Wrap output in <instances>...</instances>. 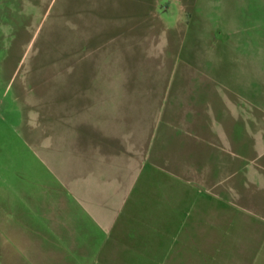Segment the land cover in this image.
Wrapping results in <instances>:
<instances>
[{
    "label": "rangeland",
    "instance_id": "374dc122",
    "mask_svg": "<svg viewBox=\"0 0 264 264\" xmlns=\"http://www.w3.org/2000/svg\"><path fill=\"white\" fill-rule=\"evenodd\" d=\"M0 264H264V0H0Z\"/></svg>",
    "mask_w": 264,
    "mask_h": 264
},
{
    "label": "crops",
    "instance_id": "0c3cea01",
    "mask_svg": "<svg viewBox=\"0 0 264 264\" xmlns=\"http://www.w3.org/2000/svg\"><path fill=\"white\" fill-rule=\"evenodd\" d=\"M99 128L101 129V131H100L101 135H100V137H98L99 142L97 143V145L100 147H104L107 145L109 147L110 136L113 137V135L111 133L112 130H110V132H109V136H108L109 140L107 139V136H106V142H105V141H103L104 140V133L106 132L107 129L104 127L103 123ZM121 128H122V126H121ZM118 129H120V126H118L116 132H118ZM133 129H134V131H133V135H132L131 139H132V141H136V140H138L137 139L138 130H136L135 127ZM118 133L120 135L121 131ZM119 135L116 137L115 140H113L116 142V146L114 148L113 147H111V148L113 149V151L116 152V154H119V152H122L123 154H121V157L123 158V161H124V159H125L124 151L121 149V146H120L122 143L121 144L118 143V140L120 142H122V140L119 138ZM113 141L111 143H113ZM107 155L110 156V154H107ZM155 159H156V161H155L156 163L153 161H148V162H153L155 164L160 165V161L156 157H155ZM186 162L187 161H183L182 165L180 163L181 166H180V168H178V170L179 171L181 170L183 175H185V176H192V174H190L191 171L185 170L182 167ZM166 165L172 166L169 161H165V165H163V166H166ZM170 169H168V167L165 168L166 171H170ZM138 170H140V169H138ZM106 171H108V169L105 168L103 172H106ZM103 172L96 173V172L92 171V169L88 170L87 174L82 176L83 178H86V181L85 182L83 181L82 183L77 185V188L75 190H76V193L81 196V200H79V201L82 203H85V204L86 203L87 204L88 203L94 204L96 202V199L93 197V194H92L96 189L102 190V192L106 195L108 200H110V202L111 201L113 202L112 206L109 210H106V208H105V211H101L96 216L97 221L100 224V227L105 228L111 223V221H112V223H115L118 220V218L122 217V215L124 213V207L121 205V203H123V197L126 195V193L124 194V192L116 191V190L108 191V189L105 188L106 185H108V182L106 184H98L100 182H105V181H113L114 182V180H117L115 178L119 176V175H111V174H114V171H111L110 175L103 174ZM122 172L125 173L124 170H122ZM122 172L120 173V175L123 177L125 174H123ZM185 172H187V174ZM134 177H135V175H134ZM181 179H182V181H187L184 176H182ZM94 181H96L97 183ZM189 183L190 182H188L186 184H189ZM86 208L88 210H91L92 206L86 205Z\"/></svg>",
    "mask_w": 264,
    "mask_h": 264
}]
</instances>
